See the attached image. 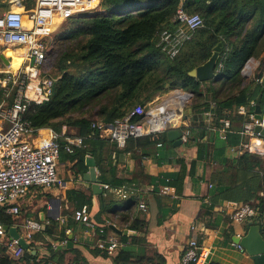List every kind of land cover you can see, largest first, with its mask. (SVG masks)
I'll list each match as a JSON object with an SVG mask.
<instances>
[{
    "label": "trees",
    "instance_id": "trees-1",
    "mask_svg": "<svg viewBox=\"0 0 264 264\" xmlns=\"http://www.w3.org/2000/svg\"><path fill=\"white\" fill-rule=\"evenodd\" d=\"M101 8L104 12L81 13L67 20V29L52 50L49 70L55 80L52 95L48 102L28 107L22 121L32 130L50 129L60 135L65 128L67 134L83 138V147L75 149L73 154L63 150L60 154L73 163L75 177L87 171L85 159L91 156L101 183L120 187L130 181L124 178L122 165L108 154L117 155L120 150L115 143L101 137L102 131L135 108H147L157 94L174 90L190 93L191 115L185 146L193 145L196 157L189 162L177 159V172L159 179L149 177L150 183L173 188L178 196L182 194L186 177H194L202 163L214 162L218 168L209 179L213 190L201 214L210 215L215 206L226 200L254 208L258 222L264 217V161L244 148L235 159L225 157V151L238 141L239 133L233 124L244 122L236 110L249 107L262 89L258 80L264 75V56H261L264 53V0H101ZM179 8L199 15L203 24L178 55L169 59L157 46L158 36L174 28L172 20ZM219 43L217 63H221V68L215 78L201 83L190 77L188 73L207 61ZM250 60L259 64L253 76L247 78L242 75V69ZM263 106L264 89L261 108ZM226 111L230 115H226ZM205 114L209 117L205 118ZM222 118L230 122L223 136L219 134ZM143 119L142 116L131 117L132 122ZM58 140L64 144L62 139ZM158 142L170 145L165 133L160 134ZM130 143L150 147L157 141L149 136L130 139L123 151ZM139 196L140 191L137 197L126 199L127 207L121 213H118L119 199L106 191L98 196L100 218L106 216L107 222L119 229L139 234L117 236L121 247L111 258L112 264H165V259L157 252L150 257L144 255L145 238L141 235L146 233L145 221L137 216L131 219ZM66 197L73 212L63 209L66 221L61 224L50 220L44 230L32 237L30 245L37 254L24 251L22 257L15 260L8 253L9 245L0 242V264H88L73 237L71 248L60 244L67 242L69 233L74 234L88 221L83 217L92 198L79 190L68 191ZM0 222L9 227L14 224L3 208ZM100 222L104 233L108 234V224ZM95 233L99 236V229ZM36 243L42 244L46 252L41 258ZM138 246L143 251L141 254L136 250ZM90 253L108 258L106 252L95 247Z\"/></svg>",
    "mask_w": 264,
    "mask_h": 264
},
{
    "label": "built area",
    "instance_id": "built-area-1",
    "mask_svg": "<svg viewBox=\"0 0 264 264\" xmlns=\"http://www.w3.org/2000/svg\"><path fill=\"white\" fill-rule=\"evenodd\" d=\"M99 0H35L34 8L26 14L20 11L7 10L0 15V45L11 50L20 64L16 69L8 71L0 78V209L11 217L20 213L18 202L30 189H48L57 183V165L60 153L73 154L75 149L83 147V138L67 134L65 128L58 135L50 129L46 134L41 130H32L22 121V115L28 107L40 106L49 101L55 80L50 77L52 65V50L56 41L55 31L62 22L81 13H91L97 9ZM174 28L162 31L158 36L157 46L169 59L176 57L183 45L192 39L193 33L199 29L203 21L197 14H188L179 8L173 18ZM27 22L30 25H27ZM61 23V24H60ZM253 60L248 61L242 69V75L251 77ZM221 68L217 63L215 72ZM261 82V80H258ZM255 102L249 107H239L237 115L244 118L241 137L248 141L242 145L250 153L264 157V139L254 133V127L264 128V106L261 108V118H254ZM226 115L230 112L226 111ZM151 115V116H148ZM209 117V114H205ZM142 116L141 122H132L131 117ZM161 122V123H160ZM155 120L147 108L137 107L128 116L115 120L102 132L115 143L117 148H124L127 141L149 136L157 141L163 133V121ZM222 127L219 133L229 129L227 118L220 121ZM94 127V125L92 126ZM188 131H182V141L186 142ZM58 139H62L63 145ZM103 191L123 200L137 197L139 191L133 186L123 185L109 187L103 185ZM163 194L173 192L172 188L163 187ZM228 220L230 223H245L249 219H256L257 212L247 204L230 203ZM138 209L146 211L143 201L138 200ZM85 212L84 209L82 211ZM85 226L93 228V224L85 221ZM0 222V242H4L7 233ZM260 231L264 236V217L259 221ZM24 240L31 242L34 233L39 230L37 222L28 220L23 224ZM195 227L189 228L190 237L181 253L180 264H208L209 250L202 246L193 235ZM68 233V232H66ZM104 236V238H103ZM241 237V236H237ZM66 241L61 245L65 246ZM10 246L13 248L10 250ZM121 243L115 236H108L103 228L99 229V238L95 248L106 252L108 256H115ZM235 247L242 251L239 245ZM24 250L17 245L16 240H10L8 253L18 260Z\"/></svg>",
    "mask_w": 264,
    "mask_h": 264
},
{
    "label": "crops",
    "instance_id": "crops-1",
    "mask_svg": "<svg viewBox=\"0 0 264 264\" xmlns=\"http://www.w3.org/2000/svg\"><path fill=\"white\" fill-rule=\"evenodd\" d=\"M34 5L35 0H0V15L7 10L20 11L26 14L34 8ZM97 9L104 12L101 8V0H99ZM27 25H30V23L27 22ZM5 50H9L11 60L13 58L11 50L0 45V78L12 69L10 67L11 60L8 65H5L1 59V55ZM261 56L263 57L264 53ZM258 64V61L252 63L251 77ZM185 93L187 92L174 90L165 94H157L149 103L152 117L159 122L168 120L175 129L186 131L190 125V116L184 119V110L189 109L188 102L190 99ZM159 112H162V117L155 115ZM242 125L237 123L233 124V127L240 133ZM40 130V134H46V129ZM213 135L214 132L210 130V136ZM101 137L108 139L106 132H102ZM247 141L246 137H241L239 134L236 146L228 148L225 151V157L229 159L239 157L242 153V145ZM169 144L138 147L134 143H130L126 151H123V148H118L120 152L117 155L108 152L112 158H115L122 165L123 176L130 181L127 186L138 189L140 191L138 200L143 201L145 204V212L136 207L131 215V219L133 216L143 218L146 224V233L141 235L145 238L144 255L150 257L154 252H157L165 259V264H180L181 253L190 237L189 228L193 225L195 227L193 235L202 246L209 250L208 264H253L242 251L235 247L233 242L234 237L243 236L245 227L244 223H230L228 220L229 204L236 202L224 200L214 207L210 215L201 214L202 207L209 204V198L213 190L209 179L213 171L218 168V164L209 161L202 163L194 177L185 178L182 194L178 196L175 195L173 188V192L163 194L162 186L159 183H150L149 177L159 179L162 176L177 172L179 170V166L175 163L177 159L189 162L196 157V148L193 145L185 146V143H183L180 147H173L171 143ZM63 157V154L60 155L57 165V183L48 189L36 187L30 189L19 200L20 213L17 217H12L14 224L11 227H16L18 234L24 238L23 224L25 221L32 220L38 223L39 230L34 235L40 230H44L50 220H58L62 224L66 221L65 216H62V210L69 209L71 213L73 212L72 207L67 203V192L79 190L92 198V204L87 209V215L85 218L83 217V220L86 219L92 223L93 228L84 225L82 228L77 229L74 234L67 232L73 237L77 249L80 250L88 264H112L111 258L114 256H108V258L93 256L90 251L94 249L99 238L95 233L96 230L104 227L100 221L105 222V225L108 224V226L114 224L107 222L106 216L99 217L98 196L100 194L95 195L90 189H87L82 175L75 177L74 171H72L73 163ZM261 159L264 161V157L261 156ZM98 175V171H96L97 179ZM119 202L121 206L118 213H121L125 211L127 201L126 199H119ZM259 221L257 222L256 219L255 223L259 225ZM114 226L116 227V225ZM107 235L117 238V235L111 231ZM136 236H139V234L137 233ZM10 240L7 235L4 242L9 245ZM31 243L32 240L28 244ZM35 245L38 247L39 258L46 255L42 244L36 243ZM54 245L57 246V244ZM30 247L32 246L30 245ZM12 248L10 246V250ZM136 250L140 252L139 254L143 252L139 249V246L136 247Z\"/></svg>",
    "mask_w": 264,
    "mask_h": 264
},
{
    "label": "water",
    "instance_id": "water-1",
    "mask_svg": "<svg viewBox=\"0 0 264 264\" xmlns=\"http://www.w3.org/2000/svg\"><path fill=\"white\" fill-rule=\"evenodd\" d=\"M221 49V44H217V46L213 49V52L209 59L205 61L202 65L197 66L193 70H191L188 75L192 78H195L199 82H207L215 78L216 72L215 67L217 64V60L219 58ZM1 59L3 60V63L5 65H8V62L11 60V55L9 50H5L2 55ZM11 71L13 69H10ZM262 83V89L260 93L258 94L255 105L253 109L254 118L256 120H260L261 118V98L262 93L264 89V75L261 79ZM187 95L188 99L191 98L190 93H185ZM184 106V105H183ZM162 113V112H161ZM160 112L155 114L157 117H162V114ZM191 115V110L186 109L184 110V119H187ZM151 116V115H148ZM163 133H165L166 140L172 144L173 147H180L183 144V141L181 139L182 137V130L181 129H175L172 123H170L168 120H163ZM254 133L258 134L260 138L264 139V128H261L260 126L254 127ZM85 166L87 168V171L82 174V179L84 181V185L87 189H90L93 194L99 195L103 192L102 183L99 179L96 177V165L91 156H87L85 159ZM245 227H244V234L241 237H234L233 242L236 245H239L242 249V253L245 254L246 257H248L253 264H264V236L260 231V227L258 224L255 223L254 219H249L245 221ZM109 230L116 234L117 236H136L137 234L132 231L128 230H119L114 225H109ZM4 230L6 231L7 235L11 240H16L17 245L22 248L24 251H28L31 255H35L36 251L34 248L30 247L28 243L24 240L23 237H21L20 234L17 232L16 227H9L4 226ZM44 228V227H43ZM72 236H68V241L66 243V248L72 247L71 242ZM58 248H61L59 246Z\"/></svg>",
    "mask_w": 264,
    "mask_h": 264
},
{
    "label": "rangeland",
    "instance_id": "rangeland-1",
    "mask_svg": "<svg viewBox=\"0 0 264 264\" xmlns=\"http://www.w3.org/2000/svg\"><path fill=\"white\" fill-rule=\"evenodd\" d=\"M67 26H68L67 21H64V22H62L60 27L55 31L54 36H55L56 41L54 43L53 48L56 47L57 40L59 39L60 35L66 31ZM253 63H254V61H253ZM251 66H252V64H251Z\"/></svg>",
    "mask_w": 264,
    "mask_h": 264
},
{
    "label": "bare ground",
    "instance_id": "bare-ground-1",
    "mask_svg": "<svg viewBox=\"0 0 264 264\" xmlns=\"http://www.w3.org/2000/svg\"><path fill=\"white\" fill-rule=\"evenodd\" d=\"M19 64H20V60L19 59H16L14 57V59L11 60L10 67L12 69H16L19 66Z\"/></svg>",
    "mask_w": 264,
    "mask_h": 264
}]
</instances>
